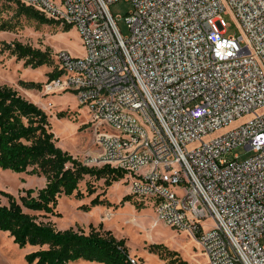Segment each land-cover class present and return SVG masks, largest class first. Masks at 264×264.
Wrapping results in <instances>:
<instances>
[{"label": "built area", "instance_id": "1", "mask_svg": "<svg viewBox=\"0 0 264 264\" xmlns=\"http://www.w3.org/2000/svg\"><path fill=\"white\" fill-rule=\"evenodd\" d=\"M19 1L80 34L84 55L53 56L61 74L44 89L86 108L95 165L123 172L207 264H264V0H128L126 36L108 8L117 0ZM239 146L251 155L228 159Z\"/></svg>", "mask_w": 264, "mask_h": 264}, {"label": "rangeland", "instance_id": "2", "mask_svg": "<svg viewBox=\"0 0 264 264\" xmlns=\"http://www.w3.org/2000/svg\"><path fill=\"white\" fill-rule=\"evenodd\" d=\"M132 3L128 0H117L109 5V11L114 16L117 28L121 35L128 34L125 20ZM223 21L228 25L229 34L240 35L239 24L230 10L221 14ZM9 21L14 24L13 31H0V40L11 42L13 40L29 44L35 48H49L52 56L60 51L68 52L73 57L84 55V46L80 34L73 26L63 30V26L56 23H41L24 15H18L15 4L0 0V22ZM54 67L41 65L35 68L24 65L23 60H16L6 52L0 54V84L18 89L17 91L29 101L40 106L48 115V121L54 134L56 144L67 150L73 156L87 165H95L99 159V150L95 145L96 124L84 106L78 103L75 94L71 91L47 93L44 84L47 82L46 74ZM20 81L42 83L41 89L23 87ZM37 101V103H36ZM63 112L62 117L57 113ZM249 116H242L231 122L225 128L216 130L214 135L232 128L247 120ZM234 154L239 159L251 155L243 146L234 148L226 157L232 158ZM90 181L95 187V193L80 200L73 196L60 195L57 200L56 212L60 215L45 216L37 212V220L50 221L57 229L73 227L88 231L89 226L109 229L118 239H124L128 253L139 264H168L169 257L159 256L148 251L150 244H162L167 249L177 252L179 258L186 264H207L206 257L198 243L187 233L179 232L166 226L162 222H155L153 208L150 203H141L140 200L129 194L125 179L104 185L103 179L95 180L85 177L79 183L84 192L85 181ZM45 179L27 172H13L0 169V190L9 192L15 197L23 194L22 190H34L43 187ZM99 193L100 198L108 200L109 205L91 207L88 211L80 208L82 204H89L90 199ZM127 196L129 199L123 200ZM7 200L0 195V204ZM210 221L207 222V225ZM264 243V236L261 238ZM34 247L19 248L13 243L7 232L0 231V264H28L24 254L34 250ZM71 264H100L94 261H74Z\"/></svg>", "mask_w": 264, "mask_h": 264}, {"label": "trees", "instance_id": "3", "mask_svg": "<svg viewBox=\"0 0 264 264\" xmlns=\"http://www.w3.org/2000/svg\"><path fill=\"white\" fill-rule=\"evenodd\" d=\"M5 1L15 4L18 15L41 23H55L19 0ZM14 27L9 21L0 22V31H13ZM71 27L65 25L63 30ZM5 52L32 68L54 63L49 48H35L16 40H0V54ZM60 74L61 71L54 66L46 74L47 81ZM19 83L27 88L42 87V83L32 81ZM57 116L62 117L63 112H58ZM0 169L27 172L45 179L43 187L23 189V194L18 197L0 190V195L7 200L6 204H0V231L7 232L19 248H35L24 254L28 264H71L81 259L101 264H132L125 240L116 238L101 224L98 227L90 225L88 231H84L73 227L57 229L50 221L37 220L35 212L45 216L60 215L55 211L60 195L78 200L93 195L95 187L89 180L85 181L84 192L79 188L85 177L103 179L104 185L109 186L122 179L124 174L107 164L87 165L62 149L56 144L47 113L13 87L3 84H0ZM127 199V196L123 197V200ZM98 205H109L99 193L80 208L88 211ZM148 251L169 257L168 264H186L177 252L162 244H150Z\"/></svg>", "mask_w": 264, "mask_h": 264}, {"label": "crops", "instance_id": "4", "mask_svg": "<svg viewBox=\"0 0 264 264\" xmlns=\"http://www.w3.org/2000/svg\"><path fill=\"white\" fill-rule=\"evenodd\" d=\"M18 90V89H17ZM19 91V90H18ZM36 103H37V101H36ZM38 104V103H37ZM78 261H82V259L81 260H78ZM97 263V262H96ZM101 264V263H100Z\"/></svg>", "mask_w": 264, "mask_h": 264}]
</instances>
